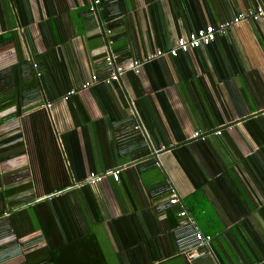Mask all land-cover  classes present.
Returning a JSON list of instances; mask_svg holds the SVG:
<instances>
[{
	"label": "crops",
	"instance_id": "1",
	"mask_svg": "<svg viewBox=\"0 0 264 264\" xmlns=\"http://www.w3.org/2000/svg\"><path fill=\"white\" fill-rule=\"evenodd\" d=\"M94 1L0 0V264H264V0Z\"/></svg>",
	"mask_w": 264,
	"mask_h": 264
},
{
	"label": "built area",
	"instance_id": "2",
	"mask_svg": "<svg viewBox=\"0 0 264 264\" xmlns=\"http://www.w3.org/2000/svg\"><path fill=\"white\" fill-rule=\"evenodd\" d=\"M97 2L94 1V4ZM91 9L94 10V5L92 4ZM257 12V13H256ZM254 13L251 9L243 10L239 12L236 16L232 18V20H225L223 23L218 27H213L212 25H208L205 28L198 29L196 31L190 32L187 36H181L176 39L174 47H172L169 50V53L172 55H175L177 51L187 52L191 48L199 47L202 45H206L210 43L215 36L222 32L224 27H229L233 23L240 22L248 17H256L260 12H262V9H257ZM104 61L106 64L111 66L112 70L110 73V76L103 79L104 82H109L113 79H117L118 76L123 72V67L120 65L115 64V54L112 51L110 47L106 48L105 55H104ZM143 63V61L135 60L133 61V64L131 68L135 69L136 71L139 69L140 65ZM91 78L93 80L96 79L95 75H92ZM50 103H47L44 106V108L47 110L50 107ZM221 130H216L215 134H220ZM197 132H194V135H197ZM92 178L95 180L100 179V176H97L95 174H90ZM110 176L114 180H118L119 178V171L118 169H113L110 172ZM178 201V198L176 196V193L172 192V197L170 198V202H176ZM180 214H184V211H181ZM195 237L197 239V245L198 246H208V243L210 241L211 236L202 234L201 232H197L195 234Z\"/></svg>",
	"mask_w": 264,
	"mask_h": 264
},
{
	"label": "trees",
	"instance_id": "3",
	"mask_svg": "<svg viewBox=\"0 0 264 264\" xmlns=\"http://www.w3.org/2000/svg\"><path fill=\"white\" fill-rule=\"evenodd\" d=\"M217 36V35H216ZM215 36V37H216ZM215 39V38H214ZM213 39V40H214ZM212 40V41H213ZM207 45V44H206ZM47 116H46V113H45V111L44 110H40V114L38 113V115H37V117L36 118H33L32 120H40V127L38 126V130H40V133L41 134H43L44 132L43 131H45V129H47ZM29 120H30V123H31V116L29 117ZM33 127H36V123L34 124V126ZM37 128V127H36ZM48 129H49V126H48ZM51 131V130H50ZM34 141V147H35V153H36V155H37V158H38V163H39V165H40V155H42V152H43V150H41L42 149V146H41V140H40V143L38 142L39 141V139L38 138H36V139H34L33 140ZM40 144V145H39ZM186 155V158H185V160H184V162H185V164H190L189 163V157H187V154H185ZM188 158V159H187ZM183 162V161H182ZM184 164V163H183ZM185 164H184V166H185ZM96 244V243H95ZM94 244V245H95ZM66 255V254H65ZM69 256V257H68ZM73 256H77L76 254H74V253H70L69 252V254L68 255H66V257L69 259V258H71V257H73Z\"/></svg>",
	"mask_w": 264,
	"mask_h": 264
}]
</instances>
